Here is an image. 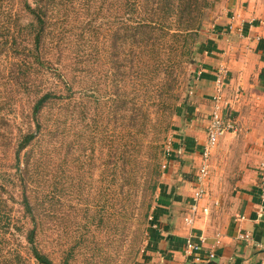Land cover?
<instances>
[{
    "label": "rangeland",
    "instance_id": "374dc122",
    "mask_svg": "<svg viewBox=\"0 0 264 264\" xmlns=\"http://www.w3.org/2000/svg\"><path fill=\"white\" fill-rule=\"evenodd\" d=\"M25 1L4 0L0 20L8 18L9 26L1 29L0 42L8 38V44L28 50L34 44ZM54 1L39 49L49 67H33L26 78L31 87L40 84V93L52 89L63 98L40 111L47 127L21 152L19 168L25 169L28 157L30 164L22 179L13 150L17 134L34 128L23 115L40 93L8 83L10 70L32 56L10 53V45H0V202L6 210L0 223V262L39 264L26 240L33 220L22 204L25 190L38 210V248L53 264H136L167 153L195 91L198 60L212 31L233 14L237 0H210L199 36L188 40L190 51L185 48L189 53L181 61L167 56V45L177 42L175 35L166 43L156 33L152 48L145 34L139 45L129 39L136 21L158 15L150 0ZM240 2L245 8L264 6V0ZM132 6L135 14L130 13ZM180 12L176 5L174 22H179ZM194 13H185V18H195ZM174 22L162 26L179 36ZM169 63L175 68L172 77L167 75ZM52 69L62 70L64 79ZM192 175L198 185L197 174Z\"/></svg>",
    "mask_w": 264,
    "mask_h": 264
},
{
    "label": "crops",
    "instance_id": "0c3cea01",
    "mask_svg": "<svg viewBox=\"0 0 264 264\" xmlns=\"http://www.w3.org/2000/svg\"><path fill=\"white\" fill-rule=\"evenodd\" d=\"M231 10L210 34L198 60L195 91L167 153L146 244L136 264H195L183 250L187 239L202 240V264H264V202L258 188L264 147V6L245 8L237 0ZM217 94L224 111L232 112L237 130L222 135L212 148L209 191L193 210L197 185L192 173L197 174L203 161ZM240 233L249 239L239 238ZM211 251L215 256L208 259Z\"/></svg>",
    "mask_w": 264,
    "mask_h": 264
},
{
    "label": "trees",
    "instance_id": "16d2710c",
    "mask_svg": "<svg viewBox=\"0 0 264 264\" xmlns=\"http://www.w3.org/2000/svg\"><path fill=\"white\" fill-rule=\"evenodd\" d=\"M6 1V0H5ZM152 4V8L155 10H158V15L156 18H151L154 20L151 21H136V25L131 27L130 26V37L129 39H132L135 45H139V43L144 40L143 34L152 42L148 43L149 47L152 48L153 45H155V42H157L156 33L158 34L159 40H163L166 43H168V38L171 41H174V35L177 37V42L173 44L167 45V56L172 55L173 59L175 58L176 61L182 60V55H186L190 51L189 47L187 48L188 40L191 39L195 41V39L199 36V30L201 27L202 18L204 17L203 9H206L210 5V0H150ZM200 1H203V4L201 6H198ZM4 0H0V8L3 5ZM181 2V5H180ZM54 0H33L30 4L28 0L24 2L25 9L29 13V15L32 16V21L30 23L33 31H31L32 35V42L34 44L33 49H28V46H23L22 49H19L16 44H8V38H5L0 42V45L8 46L10 45V53H23L25 56H32V60H23V62L19 65H17V69L10 70L7 80L8 83H15L16 86L25 92L26 91H34L35 93H40L38 91V88H40V84H35L34 86H30L29 80L26 78L29 71H31V68L34 67V69H45L44 60L39 52L40 45L42 42L43 32L45 31V24L47 17L49 16L50 6L54 5ZM176 5L181 9L183 12H180V15H178L176 18L179 22L173 21L171 17L174 16V10L176 8ZM199 7V8H198ZM202 9V10H201ZM135 6H132L131 8V14H135ZM189 11L190 14L195 12L196 14L195 18H185V13ZM156 15V14H155ZM6 16V15H5ZM194 15H192L193 17ZM11 17V16H10ZM2 22V23H1ZM167 25H170L172 27L173 22L177 23V27L175 29L180 28V34L178 36L177 32L175 31L174 34L164 31V27L162 26V23H165ZM171 23V24H170ZM9 26V20L8 18H4V20H0V31L3 28H7ZM7 31V30H6ZM161 31L163 32V36L161 34ZM14 41V40H13ZM146 41V40H145ZM187 48L188 51L185 50ZM184 49V50H183ZM186 53V54H185ZM130 56V55H129ZM167 61V59H166ZM30 68V69H29ZM29 69V70H28ZM167 69V75L169 77H172L173 70L175 69L174 66H172V63L166 64ZM54 73H56L57 77L60 79H64V75L62 73V70L52 69ZM10 80V81H9ZM36 95V94H35ZM63 98L62 94H57L52 89H46L43 92H41L37 97H35V100L30 106V109L28 112H26V115L24 114L23 117H26L29 122L33 121L34 128L32 130H29L27 132H19L17 134L15 148H14V160L15 165L17 166L19 172V177L21 179L27 172V168L29 167V157L25 160V169H20V163H21V152L27 148L29 145H31L37 135L41 134L45 131L47 125H44L41 121V117L39 116L40 111L45 107L46 104L57 101L58 99ZM24 156V155H23ZM23 159V157H22ZM23 164V162H22ZM26 183V182H25ZM24 183L25 189L27 188V183ZM22 204L24 207L25 213L33 220V226L30 230H28L26 234V240L29 244V248L31 251L32 256L35 258V260L39 264H53L52 260L43 253L37 245V228L39 225V217H38V210H33L32 204L29 200L28 195L26 194L25 190L22 191ZM5 206L3 203L0 202V223L2 222V219L5 215ZM37 216V218H36ZM0 264H9L7 262H0Z\"/></svg>",
    "mask_w": 264,
    "mask_h": 264
},
{
    "label": "built area",
    "instance_id": "2783aa9c",
    "mask_svg": "<svg viewBox=\"0 0 264 264\" xmlns=\"http://www.w3.org/2000/svg\"><path fill=\"white\" fill-rule=\"evenodd\" d=\"M218 84L220 85V80L217 79ZM214 106L210 114V118L206 127V140L203 146V161H205L212 148L215 146L217 140L224 134L228 132H235L237 130L236 120L233 118L231 111H224L223 109V99L220 94H217L213 97ZM263 157L259 165V179H258V188L259 196L262 202H264V147H263ZM165 166V165H164ZM208 174L207 165L205 162L201 164L197 173L198 185L196 190L193 193V204L191 208L196 209V202L205 196L206 191L204 187L205 179ZM152 216H150V220ZM187 223H192L190 217L185 218ZM239 238L248 240L249 235L247 233H240ZM202 242V240H200ZM201 242H196L192 239H187L184 243V253L187 256H192L195 264H202L204 260L198 255V252L201 249ZM208 259L214 258L215 254L213 251L208 253Z\"/></svg>",
    "mask_w": 264,
    "mask_h": 264
}]
</instances>
